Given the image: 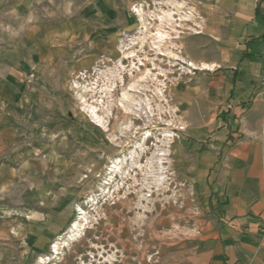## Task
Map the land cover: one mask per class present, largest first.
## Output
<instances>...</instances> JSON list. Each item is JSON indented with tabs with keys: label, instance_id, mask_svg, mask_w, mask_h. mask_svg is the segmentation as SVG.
<instances>
[{
	"label": "rangeland",
	"instance_id": "374dc122",
	"mask_svg": "<svg viewBox=\"0 0 264 264\" xmlns=\"http://www.w3.org/2000/svg\"><path fill=\"white\" fill-rule=\"evenodd\" d=\"M178 1L0 0V264H193L217 208L181 122L216 109L183 105Z\"/></svg>",
	"mask_w": 264,
	"mask_h": 264
},
{
	"label": "crops",
	"instance_id": "0c3cea01",
	"mask_svg": "<svg viewBox=\"0 0 264 264\" xmlns=\"http://www.w3.org/2000/svg\"><path fill=\"white\" fill-rule=\"evenodd\" d=\"M178 2L194 18L197 53L186 63L200 74L183 105L199 93L216 109L181 122L196 128L195 180L217 208L197 225L193 264H264V0Z\"/></svg>",
	"mask_w": 264,
	"mask_h": 264
},
{
	"label": "bare ground",
	"instance_id": "6f19581e",
	"mask_svg": "<svg viewBox=\"0 0 264 264\" xmlns=\"http://www.w3.org/2000/svg\"><path fill=\"white\" fill-rule=\"evenodd\" d=\"M158 34L161 35V33H159V32H158ZM161 36H165V33H162ZM132 53H133V52H132ZM128 55H129V54H128ZM123 97H124V99H125V98H128V94L124 93V96H123ZM129 98H130V97H129ZM92 112H93V114H94V109H92ZM43 259H44V258H43Z\"/></svg>",
	"mask_w": 264,
	"mask_h": 264
},
{
	"label": "trees",
	"instance_id": "16d2710c",
	"mask_svg": "<svg viewBox=\"0 0 264 264\" xmlns=\"http://www.w3.org/2000/svg\"><path fill=\"white\" fill-rule=\"evenodd\" d=\"M219 202V204H221V202L220 201H218Z\"/></svg>",
	"mask_w": 264,
	"mask_h": 264
},
{
	"label": "built area",
	"instance_id": "2783aa9c",
	"mask_svg": "<svg viewBox=\"0 0 264 264\" xmlns=\"http://www.w3.org/2000/svg\"><path fill=\"white\" fill-rule=\"evenodd\" d=\"M263 81H264V79H263Z\"/></svg>",
	"mask_w": 264,
	"mask_h": 264
}]
</instances>
